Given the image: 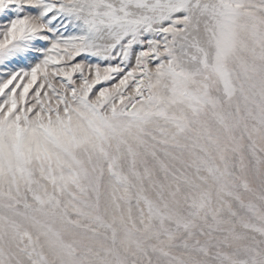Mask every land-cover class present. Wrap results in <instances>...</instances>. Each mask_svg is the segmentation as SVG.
I'll use <instances>...</instances> for the list:
<instances>
[{
	"label": "snow or ice",
	"instance_id": "snow-or-ice-1",
	"mask_svg": "<svg viewBox=\"0 0 264 264\" xmlns=\"http://www.w3.org/2000/svg\"><path fill=\"white\" fill-rule=\"evenodd\" d=\"M0 264H264V0H0Z\"/></svg>",
	"mask_w": 264,
	"mask_h": 264
}]
</instances>
